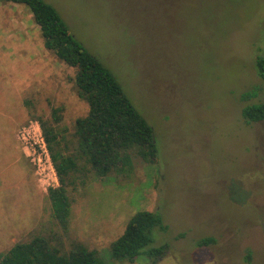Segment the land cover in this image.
<instances>
[{
  "label": "rangeland",
  "instance_id": "1",
  "mask_svg": "<svg viewBox=\"0 0 264 264\" xmlns=\"http://www.w3.org/2000/svg\"><path fill=\"white\" fill-rule=\"evenodd\" d=\"M44 1L115 76L151 126L158 159L135 157L130 179L107 177L70 192L66 229L51 218L19 133L40 119L54 125L52 110L60 108L58 125L69 137L87 105L77 97L75 71L44 49L29 9L0 4V172L8 154L26 156L43 198L40 217L29 214L31 223L40 219L30 230L21 229L16 200L10 214L0 210V254L48 236L113 264L108 247L130 217L148 211L165 228L152 233V246L166 247L158 264H246L248 251L250 264H264V121L248 125L241 114L250 91L258 93L252 102L264 103L254 69L264 0ZM205 238L213 245L198 247Z\"/></svg>",
  "mask_w": 264,
  "mask_h": 264
},
{
  "label": "trees",
  "instance_id": "2",
  "mask_svg": "<svg viewBox=\"0 0 264 264\" xmlns=\"http://www.w3.org/2000/svg\"><path fill=\"white\" fill-rule=\"evenodd\" d=\"M4 3L29 9L44 49L75 71L77 97L87 105L86 115L75 120L69 137L67 130L58 125L60 108L52 110L54 125L39 120L58 181L57 187L47 190L51 218L66 229L71 215L70 192L107 177L130 179L135 157L146 164L157 163V143L151 126L115 76L75 39L50 4L44 0H0V4ZM254 69L258 78L264 80V44L254 58ZM257 96L253 90L242 98L247 103L242 109V119L248 125L264 121V103L252 102ZM154 229H165L157 212L139 211L130 217L124 232L108 247L113 264H132L138 259L158 264L165 256L166 247L152 246ZM57 240V237L34 236L0 254V264H105L96 250L78 242H72L65 250ZM213 243V238H205L198 247L207 248ZM251 260L248 251L244 261L250 264Z\"/></svg>",
  "mask_w": 264,
  "mask_h": 264
},
{
  "label": "crops",
  "instance_id": "3",
  "mask_svg": "<svg viewBox=\"0 0 264 264\" xmlns=\"http://www.w3.org/2000/svg\"><path fill=\"white\" fill-rule=\"evenodd\" d=\"M8 151L9 150H7V152ZM8 157L9 168L7 165V170H1V172L5 171V177L0 172V177H2L0 178V210H2V214L6 213V211L9 212L10 207L14 205L11 202L16 200V207L18 208V214L20 215V222L23 225L21 229L30 230V228H33L34 224L39 223L40 219L31 223L32 219L29 214L31 211L37 210L36 214L40 217V209L43 198L40 194L41 192L36 186L35 178L26 156L23 157L21 154H8ZM15 165L17 166L14 168ZM11 171H14L15 174L11 173ZM8 174L10 176H8Z\"/></svg>",
  "mask_w": 264,
  "mask_h": 264
},
{
  "label": "built area",
  "instance_id": "4",
  "mask_svg": "<svg viewBox=\"0 0 264 264\" xmlns=\"http://www.w3.org/2000/svg\"><path fill=\"white\" fill-rule=\"evenodd\" d=\"M19 140L29 147L30 162L36 171L39 182L45 190L58 186L57 177L50 159L40 125H29L19 133Z\"/></svg>",
  "mask_w": 264,
  "mask_h": 264
}]
</instances>
